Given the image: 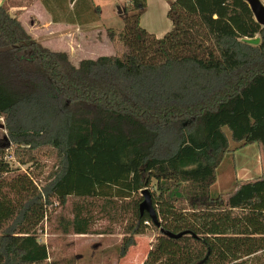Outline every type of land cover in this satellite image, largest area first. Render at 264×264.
Here are the masks:
<instances>
[{"label": "trees", "instance_id": "16d2710c", "mask_svg": "<svg viewBox=\"0 0 264 264\" xmlns=\"http://www.w3.org/2000/svg\"><path fill=\"white\" fill-rule=\"evenodd\" d=\"M165 1L162 38L140 26L146 0H124L122 30L106 29L121 53L76 65L0 4V264H60L37 232L68 200L62 232L124 222L121 257L155 231L142 264H247L264 252V27L244 0ZM228 139L259 146L262 173L212 197ZM47 155L55 169L42 185L10 163ZM151 187L160 228L188 234L166 237L140 214Z\"/></svg>", "mask_w": 264, "mask_h": 264}, {"label": "rangeland", "instance_id": "374dc122", "mask_svg": "<svg viewBox=\"0 0 264 264\" xmlns=\"http://www.w3.org/2000/svg\"><path fill=\"white\" fill-rule=\"evenodd\" d=\"M32 0H0L1 4L9 7V13L14 15V10H10L15 5L27 6ZM122 1V0H117ZM17 14L19 12H16ZM19 15V14H18ZM122 5L120 16H115L111 21L110 28L123 25L122 22ZM26 24L27 21H25ZM114 46V43H113ZM119 42L115 43V47L108 51V54L119 55L121 53ZM100 53H96V55ZM90 55H75L74 62ZM227 137L228 133L226 132ZM5 136V131H0V139ZM229 140V139H228ZM238 144L228 141L229 152L225 155L216 172V183L211 188V196L226 195L231 192L238 181H248L259 177L262 173V152L259 146L250 145L241 149H237ZM237 149V150H236ZM12 153V150L10 151ZM42 166H21L14 158L10 161L12 168H18L20 172H28L32 176L40 177L39 184L42 185L43 178L55 169L52 159L42 157ZM148 191L152 194L153 188ZM71 200H68L65 206H59L57 202H52L47 208L46 218L37 232L38 240L46 244L49 250L48 263L52 261L60 264H123L127 259L138 258L137 264H142L146 258L151 244L156 240L158 234L148 229L143 235L135 236V246L128 249L124 257L120 256V246L123 234L124 222L118 224H109L104 219L95 221L92 227L93 234L74 235L64 234L62 225L71 217ZM105 231V232H103ZM108 231V233H106ZM103 232V233H102ZM247 264H264V252L257 255L244 258Z\"/></svg>", "mask_w": 264, "mask_h": 264}, {"label": "crops", "instance_id": "0c3cea01", "mask_svg": "<svg viewBox=\"0 0 264 264\" xmlns=\"http://www.w3.org/2000/svg\"><path fill=\"white\" fill-rule=\"evenodd\" d=\"M259 1L264 5V0ZM74 2L75 0H32L27 6L15 5L10 10L19 12L18 20L37 42L52 51L67 53L74 65L83 59L93 60L100 56L116 55L108 54L118 41H109L106 29H114L117 33L122 30L123 25L110 27H113L112 19L116 15L120 16L124 0H93V5L98 7L97 15L92 12L87 1ZM167 11L168 4L165 0H146L140 26L154 37L162 38L172 28ZM98 52L100 55L95 56ZM77 54L90 56L74 62ZM140 256L137 259L129 258L123 264H137Z\"/></svg>", "mask_w": 264, "mask_h": 264}, {"label": "water", "instance_id": "95a60500", "mask_svg": "<svg viewBox=\"0 0 264 264\" xmlns=\"http://www.w3.org/2000/svg\"><path fill=\"white\" fill-rule=\"evenodd\" d=\"M244 1L248 4L255 21L261 27H264V5L259 0H244ZM118 11L120 12V10ZM244 42L250 45H257L259 43V38L255 37L253 39H244ZM3 128L4 126L0 124V131H2ZM2 139H6V136H3ZM140 194L142 197V201L139 204L140 214H143V212H146L149 218L151 219V222L153 223V225L159 228L160 233L162 235L169 237V238L176 239V238H180L188 234L187 231H182L179 233H171L168 230L160 228V224L157 218V213L152 204V198H151L150 192L148 191V189H143Z\"/></svg>", "mask_w": 264, "mask_h": 264}, {"label": "built area", "instance_id": "2783aa9c", "mask_svg": "<svg viewBox=\"0 0 264 264\" xmlns=\"http://www.w3.org/2000/svg\"><path fill=\"white\" fill-rule=\"evenodd\" d=\"M0 124L3 125V118H0ZM8 159H11V157H7Z\"/></svg>", "mask_w": 264, "mask_h": 264}]
</instances>
